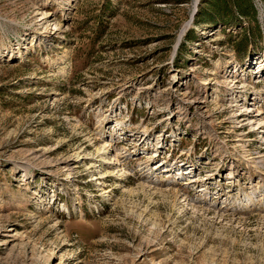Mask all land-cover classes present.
Instances as JSON below:
<instances>
[{"label": "rangeland", "instance_id": "obj_1", "mask_svg": "<svg viewBox=\"0 0 264 264\" xmlns=\"http://www.w3.org/2000/svg\"><path fill=\"white\" fill-rule=\"evenodd\" d=\"M251 2L0 0V264H264Z\"/></svg>", "mask_w": 264, "mask_h": 264}, {"label": "trees", "instance_id": "obj_2", "mask_svg": "<svg viewBox=\"0 0 264 264\" xmlns=\"http://www.w3.org/2000/svg\"><path fill=\"white\" fill-rule=\"evenodd\" d=\"M242 16H254L251 0H202L201 9L197 13V18L203 22L231 23L236 16L235 13Z\"/></svg>", "mask_w": 264, "mask_h": 264}, {"label": "bare ground", "instance_id": "obj_3", "mask_svg": "<svg viewBox=\"0 0 264 264\" xmlns=\"http://www.w3.org/2000/svg\"><path fill=\"white\" fill-rule=\"evenodd\" d=\"M197 2H198V1H197ZM197 2H196V3H197Z\"/></svg>", "mask_w": 264, "mask_h": 264}]
</instances>
